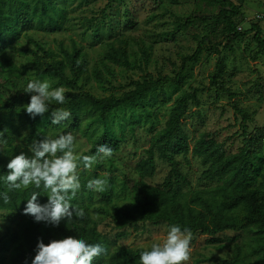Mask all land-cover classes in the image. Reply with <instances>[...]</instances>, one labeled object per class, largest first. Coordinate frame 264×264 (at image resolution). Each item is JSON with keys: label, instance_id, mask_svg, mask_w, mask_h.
Here are the masks:
<instances>
[{"label": "trees", "instance_id": "obj_1", "mask_svg": "<svg viewBox=\"0 0 264 264\" xmlns=\"http://www.w3.org/2000/svg\"><path fill=\"white\" fill-rule=\"evenodd\" d=\"M206 1L218 7V11L207 20L219 28L223 49L232 50L234 43L251 33L252 40L264 54V36L262 37L256 23H250L244 30L237 28L235 18L242 12L240 4H235L232 0ZM110 6L107 3L100 11L101 18L88 27L94 38L98 37L101 26L111 22V14L106 12ZM65 13L66 6L59 0H0V90L5 89V81L1 76L9 80L11 77L21 78L28 72L35 79L52 78L56 79V86L65 85L78 89L67 97L66 104L53 103L43 117L38 115L31 118L26 113L24 106L29 103L32 94H27L20 87L10 92L0 103V132H4L0 136V217L13 219L17 224L16 230L0 238V264H31L38 240L48 244L50 240L67 236L106 247L107 252L95 257L92 264H140L139 257L143 248L120 246L110 249L115 235L103 233L98 228V223L85 205L82 191L77 192L71 201L73 207L84 209L86 215L82 220H62L58 226H53L35 222L32 216L22 214L33 191L40 193L37 202L41 205L48 202V191L43 186L36 189L33 185L27 189L9 191L5 185L4 177L9 172L7 163L15 155L21 152L25 154L23 149L15 146V139L10 131L13 128V115L24 119L29 128V136L35 141L45 137L54 139L71 132L74 136L80 135L87 139L88 154H94L96 147L104 143L116 153L125 131L134 132L137 124L135 111L143 109L149 116L144 105L149 96L164 103L168 97L163 89L165 84H170L176 90L183 87L185 64L187 61L197 60L202 50V41L197 43L190 55L182 57L180 69L174 76L159 74L154 78L145 66L149 57L147 49H142L145 56L143 61L136 63L130 58L123 29L132 20L126 11L123 20L117 21V25L121 26L119 34L106 44L104 58L126 68H142L143 77L131 81L130 88L119 95L96 97L81 86L92 78L99 82H105L106 78L102 71L88 68L81 46L67 49L60 45L59 52H55L31 39L35 50H31V59L20 67L7 54L8 48L28 30H63ZM194 20L191 16L185 18L183 25H190ZM181 26L179 23L178 27ZM122 33L124 36L118 38ZM203 40L208 41L207 38ZM117 41L118 45H115ZM212 51L219 54L217 47H212ZM223 58L218 56L214 71L209 76V83L219 85L225 91L227 89L222 88L221 83L226 72ZM105 70L109 71L107 65ZM190 103L198 104L196 88L191 92L185 91L177 98L163 127L150 137L148 147L131 168L132 175L124 177L129 184L131 198L122 206H112L113 211L107 212L109 221L115 229L121 230L145 223H166L179 226L182 230L205 234L209 241L220 240L217 235L227 231L244 234L249 240L247 250H244L243 245L235 244L232 256L217 264H264V127L250 129L249 114L235 105V114L240 116L241 136V144L235 151H230L226 143L218 141L208 132L201 133L190 145L182 126ZM57 107L69 110L72 116L69 120L53 125L50 113L51 109ZM121 120L125 121V127ZM189 155L197 158L202 166L199 179L204 185L200 187H193L182 169L188 162ZM157 160L166 165L167 172L158 185H152L147 180L156 174ZM106 180L108 189L103 197L109 200L112 182L109 178ZM80 183L82 189L83 180L80 179ZM5 194L10 199L7 204L3 200ZM235 239L236 235L229 238L230 241Z\"/></svg>", "mask_w": 264, "mask_h": 264}, {"label": "rangeland", "instance_id": "obj_2", "mask_svg": "<svg viewBox=\"0 0 264 264\" xmlns=\"http://www.w3.org/2000/svg\"><path fill=\"white\" fill-rule=\"evenodd\" d=\"M59 1L66 6L63 30L53 32L40 29L28 30L11 48H8L7 54L20 67L31 59V50H35L31 39L55 52H59L60 45L67 49L81 46L88 68L102 71L106 78L105 82L92 78L81 86L83 90L89 91L96 97L119 95L130 88L131 81L143 77L142 68H126L112 64L104 58L107 51L106 44L119 34L118 30H121V26L117 25V21L123 20L126 11L129 12V18L132 20L123 29L130 58L136 63L139 60L143 61L145 56L142 49H147L149 57L145 66L154 78L159 74L174 76L180 69L182 57L190 55L197 43L202 41V50L197 60L187 61L185 64L183 87L176 90L170 84H165L163 89L168 97L164 103L149 96L144 104L150 113L149 116L147 117L143 109L135 111L137 124L134 132L125 131L118 151L113 153L112 157L100 162L101 165H94L91 170L84 169L82 165L79 168V177L83 180L84 186L78 192L82 191L84 194L87 209L103 233L115 235V239L110 243V249L125 246L131 249L150 250L153 243L162 242L166 238L168 230L173 225L145 223L123 230L115 229L109 221L107 212L113 211V205L122 206L131 198L129 184L124 177L132 175L133 164L148 147L149 139L154 132L163 127L177 98L185 91L191 92L193 88L197 89L198 104L190 103L182 120L183 130L189 137L190 145L201 133L208 132L218 141L226 143L230 151H235L241 144L240 116L235 114V105L249 114L250 129L264 127V54L252 40L251 33L234 43L232 50L223 49L219 28L207 20L210 15L218 11V7L206 0ZM232 1L241 5L242 12L235 18L237 27L244 30L250 23H256L263 37L264 21H255L254 14L264 10V0ZM107 3L111 5L106 10L111 14V22L101 26L98 37L94 38L88 27L101 18L100 11ZM190 16L195 19L194 22L187 26L183 25L185 18ZM179 23L182 24L181 27H178ZM112 29L116 30L117 34ZM123 36L122 33L118 38ZM202 38H207L208 41ZM115 45H118V41ZM212 47H217L219 54L214 53ZM218 56L224 57L226 63V72L221 80L222 88L227 89L225 91L219 85L209 83V76L214 71ZM106 65L109 71L105 70ZM3 77L1 76V79L5 81V89L0 90V103L10 95V92H14L19 87L25 90L27 83L35 80L30 72L21 78L11 77L8 80ZM36 79L49 81L53 88L65 87L66 97L78 91L77 88L65 85L56 86V79L47 77ZM229 92L232 94L230 95ZM121 124L125 127V121L121 120ZM12 125L10 131L15 139V146L23 149L25 155L31 157L33 154L29 151V145L34 139L29 136L27 123L22 117L14 114ZM75 137L76 154L92 155L87 152L89 147L87 139L80 135ZM182 169L188 175L193 187L204 185L199 179L202 166L197 158L189 155V160ZM166 172V165L157 160L156 174L147 181L152 185H158ZM96 178H109L112 182V195L109 200L103 197L104 192L97 193L86 188L87 182ZM16 229V221L0 217V238ZM191 233V254L187 264H217L220 260L232 256L235 244L243 245L244 250H247L249 243L244 234L231 231L217 235V238H220L218 241H209V237L205 234ZM235 235L236 239L230 241L229 238Z\"/></svg>", "mask_w": 264, "mask_h": 264}, {"label": "clouds", "instance_id": "obj_3", "mask_svg": "<svg viewBox=\"0 0 264 264\" xmlns=\"http://www.w3.org/2000/svg\"><path fill=\"white\" fill-rule=\"evenodd\" d=\"M24 92L32 94L29 103L24 106L31 118L38 115L43 117L53 103L64 105L68 102L65 95L67 89L63 86L53 88L47 80L29 81ZM50 114L53 125L69 120L72 116L63 107L51 109ZM3 134L0 132V136ZM75 141L76 137L71 132L54 139L45 137L39 141L34 140L29 145V151L33 154L31 157L21 152L7 163L9 172L4 182L9 191L27 189L30 185L36 189L43 186L48 191L46 204L37 202L40 194L37 191H33L27 199L22 214L32 216L35 222L58 226L62 220H82L86 215L83 208L73 207L71 203L81 189L79 168L82 165L84 169L91 170L97 163L112 157L113 149L104 143L98 145L92 155H77ZM86 188L102 193L107 191L108 183L106 179H91ZM3 200L6 204L10 202L7 194ZM191 240L190 230L182 231L179 226H171L162 242L153 243L150 250L140 253V264H187L190 260ZM106 252V247L101 244H88L73 236L50 240L48 244L38 240L31 264H92L95 257Z\"/></svg>", "mask_w": 264, "mask_h": 264}, {"label": "built area", "instance_id": "obj_4", "mask_svg": "<svg viewBox=\"0 0 264 264\" xmlns=\"http://www.w3.org/2000/svg\"><path fill=\"white\" fill-rule=\"evenodd\" d=\"M254 20H258V21H264V10H261V11H258V12H255L254 14ZM238 29H241V27H237Z\"/></svg>", "mask_w": 264, "mask_h": 264}]
</instances>
